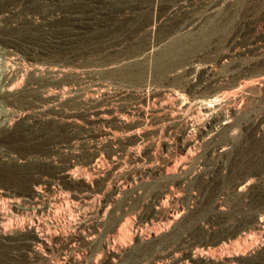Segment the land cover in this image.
Returning a JSON list of instances; mask_svg holds the SVG:
<instances>
[{"label":"rangeland","instance_id":"obj_1","mask_svg":"<svg viewBox=\"0 0 264 264\" xmlns=\"http://www.w3.org/2000/svg\"><path fill=\"white\" fill-rule=\"evenodd\" d=\"M172 1L198 14L152 23L156 9L166 10ZM172 1L117 0L132 2L127 18L111 31L124 37L118 55L62 66L73 74L95 72L105 81L96 89L75 83L59 93L75 114L74 126L44 142L9 136L11 158L44 160L28 180L7 177L0 162V183L28 187L38 180L46 190L37 202L43 209L21 212L20 223L8 225L47 234L39 246L44 257L36 264H142L163 252L168 257L152 264H233L225 260L228 251L251 255L264 244V195L256 194L264 183V0ZM245 45L249 53L240 52ZM164 65L182 77L184 87L199 82L197 94H220L223 100L204 113L196 105L183 106L176 94L183 87L148 78ZM78 123L91 125L92 133L77 137ZM64 163L76 167L74 191L81 195L52 201L49 182ZM245 180L250 188H243ZM204 223L211 231L205 239L229 234L238 246L208 244V263L183 259L201 251L179 247ZM0 264L25 263L9 262L0 252Z\"/></svg>","mask_w":264,"mask_h":264},{"label":"bare ground","instance_id":"obj_2","mask_svg":"<svg viewBox=\"0 0 264 264\" xmlns=\"http://www.w3.org/2000/svg\"><path fill=\"white\" fill-rule=\"evenodd\" d=\"M131 3L119 5L117 0H0V64H4L5 66L4 70L0 69V162H3L6 167L4 170H1L5 171L2 173H5L7 177L18 180L19 178H21V180L27 178L28 180L34 173L39 171L38 169L42 168H39V166L42 164V161H44L40 158L36 159L30 157L29 159L26 158V156L17 157V155H13L14 158H11L12 155L9 156V149L11 147L13 148L11 144H13L14 140L11 141L9 136L15 135L20 141L21 139L28 141H43L51 136L58 135L61 128L64 130L63 128L65 127H71V125L75 124L73 122L76 121L74 120L75 114H72L73 112L71 113L70 110L66 108L69 103H67V101H62V98L58 96L59 93L67 91L70 89V86L75 83L88 82V84L95 89L104 85L105 81L95 76L97 74L95 72L92 73L91 71L86 74V70H83L82 72L84 73L73 74L65 71L62 66L72 64L80 65L95 59H106L118 55V50L123 44L124 37L121 38L122 33L120 32L111 31H113L114 29L112 28L122 22L124 18H127V13H129L132 8ZM155 14V16H150L154 24L169 17L172 18L184 14L198 13H196V9L189 10L187 5L181 2L172 1L166 10L163 8L159 10L156 9ZM101 24H104V27L95 31L91 30L90 33L88 32L90 26L99 28ZM262 41L261 43H263ZM257 44H259V42H257ZM246 45L240 52L249 53L250 47L248 48ZM237 48L239 47L237 46ZM235 50L237 49L235 48ZM240 52H229L227 55L233 56ZM173 70L174 69H169L167 65H164L151 72L148 78L154 79L157 82L177 83L180 87H183L179 88L176 92L177 98L181 100L182 105H196L203 113L214 109L216 105L223 100V96L220 94H209L204 96L197 94L194 87L198 85L199 82L192 84L191 88H186L187 86L184 87V85H181L183 82L180 83L182 77L171 74ZM200 76L202 77V75ZM142 77L143 76H139L138 78ZM225 93L227 94V92ZM189 95L191 96L189 97ZM123 109L125 110V108ZM104 114H106V112ZM83 115L85 116V114ZM108 115L112 116L110 114ZM109 116L105 115L102 118H104V121L107 119L106 122L115 120H111ZM92 117L95 118L94 116ZM82 123L84 124L85 122L83 121ZM79 124L80 123H78L79 131L76 132L78 134L77 137H83L87 133L88 135L92 133L91 125L90 127L89 125ZM90 124L92 123L90 122ZM15 142H18V140ZM7 159H9V161H7ZM45 164L47 165V163ZM57 166L59 168L54 165V167H56L52 179L54 182H49L48 180L49 183H53L52 186L49 187L53 192L51 200H57L61 197L63 199H69L71 196H80L81 194L79 195L76 193V190L74 191V185H76L78 177L76 176V167H73L69 163L58 164ZM36 175L37 174H35V176ZM2 176H0V178ZM5 179L6 181L8 180L7 178ZM41 180L44 181V179H40V181ZM12 181L15 180L12 179ZM32 182L33 184H31ZM32 182L29 183L31 185L28 187H22V183L21 185L16 183L4 185L0 183V252L12 263L22 262L25 264H36L37 260L44 257L39 251L41 248L39 246L44 245L46 242L47 234L45 232L35 231L33 227L15 230L8 226L9 224L20 223L19 216L21 212L36 213L43 209L37 202L43 197L46 190L43 189V184L39 183L38 180L37 183L36 181ZM242 183L244 189L251 187L250 180H245V182ZM259 188L256 194L259 193L258 196L261 194L264 195V183H261ZM253 197H255V195L251 193L250 201L253 200ZM174 219L175 218H173V220ZM251 219L249 221L253 220ZM247 223L248 226L255 224L253 222ZM207 232L210 233L211 231L205 224L199 229V232L194 234L196 237H199L198 239H193L195 238L194 235L191 237L187 236V239H185L184 242L182 241L183 243L179 249H181V251L186 249L187 252V247L196 246L197 249H201V251L197 253L194 252L195 254L190 253V251L181 257L208 263L210 260L204 257V249L208 244H212L215 247L216 245L220 246L219 244L222 243L224 245L237 243L229 234H223V237L219 240L205 239L204 236ZM238 243L235 246H238ZM228 253V255L226 253L227 256L225 257H227V259L225 260L233 264L264 263V244L258 246L253 252L254 254L251 255H241L239 252L231 253L229 251ZM170 254H172V252L169 253V256H171ZM173 254H176V252ZM177 254L181 253L177 251ZM167 257L168 256L163 252V254L152 255V257L145 259L141 258V261H143L142 264H152L159 261L163 262ZM182 258L180 260H182ZM211 263L215 264L218 262L211 259Z\"/></svg>","mask_w":264,"mask_h":264}]
</instances>
